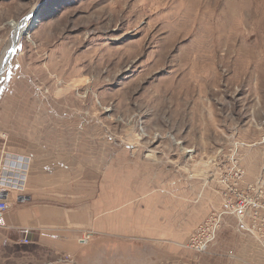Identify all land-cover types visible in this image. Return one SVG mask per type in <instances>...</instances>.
<instances>
[{
    "label": "rangeland",
    "instance_id": "obj_1",
    "mask_svg": "<svg viewBox=\"0 0 264 264\" xmlns=\"http://www.w3.org/2000/svg\"><path fill=\"white\" fill-rule=\"evenodd\" d=\"M31 14L0 79L6 214L54 155V191L150 215L146 263L264 264V0H0V61ZM24 240L9 264L50 262Z\"/></svg>",
    "mask_w": 264,
    "mask_h": 264
},
{
    "label": "crops",
    "instance_id": "obj_2",
    "mask_svg": "<svg viewBox=\"0 0 264 264\" xmlns=\"http://www.w3.org/2000/svg\"><path fill=\"white\" fill-rule=\"evenodd\" d=\"M4 149L14 152L13 148L3 143L0 152ZM53 156L49 155V160L45 162V157L35 156L32 159L33 167L28 182L31 201L26 205L17 204L5 215L6 226L0 227V264H9L10 253L21 250V246H24L21 241L25 238L29 241L25 246L36 249L41 257L49 254L46 256L50 262L46 260L45 264L68 263L64 260L66 255L71 257L70 264H82L88 258L97 259L98 264H122V261L124 264H151V257L147 263L144 261L146 254L143 251V247H154L156 238L150 215L138 212L137 206L132 203L128 204V207L133 206L131 213L118 212L124 204L119 191L111 200H107L106 208L102 199L98 198L100 190L91 200L88 191L83 198L76 195L68 197L63 192L54 191L56 180L53 176L57 160ZM89 178L86 172L87 189ZM125 221L129 223L128 228L121 225ZM90 234L93 239L86 244L81 243ZM179 242L183 243L184 239ZM91 246L90 251L88 248ZM124 247L129 249L130 255L122 254L126 251ZM173 247L176 254H183V251H179L181 247ZM132 253L136 257L133 258Z\"/></svg>",
    "mask_w": 264,
    "mask_h": 264
},
{
    "label": "built area",
    "instance_id": "obj_3",
    "mask_svg": "<svg viewBox=\"0 0 264 264\" xmlns=\"http://www.w3.org/2000/svg\"><path fill=\"white\" fill-rule=\"evenodd\" d=\"M8 158L6 159V161L4 163L5 164V166H4L5 170L3 169L4 172L7 170L6 168H8V165L10 164L8 162ZM1 167L3 168V163L2 162H1ZM27 167H28V163L26 165V168ZM24 178L25 177L23 175L22 179H24ZM8 183H9L8 176H5L4 178L1 179V183H0V187H1V189H0V227H5V214H6L7 210H8V204L6 202V193L4 191V187H6ZM244 210L246 212V207H245V209L243 207H239L236 210V216H238L240 219H243ZM241 229H246V226L242 224ZM210 231L215 236L214 231L212 229H210ZM207 239H210V238H207ZM204 240H206V239H200V238H198V236L195 237V238L193 237L191 242H190V244H189V248L192 251L197 252L199 249H201L204 246ZM24 243H26V244L29 243L26 238L24 240Z\"/></svg>",
    "mask_w": 264,
    "mask_h": 264
},
{
    "label": "bare ground",
    "instance_id": "obj_4",
    "mask_svg": "<svg viewBox=\"0 0 264 264\" xmlns=\"http://www.w3.org/2000/svg\"><path fill=\"white\" fill-rule=\"evenodd\" d=\"M32 16V17H31ZM28 21H22L21 23H17V22H12L11 26L13 28V36H12V44L11 46L8 48V51L4 54L3 59H1L0 61V79L2 74L4 73V71L6 70V68L10 65V62L13 59V55L12 51L17 50V46L22 38V35L25 33V31L27 30V28H29V26L31 27L33 24L36 23V17L35 15H31ZM15 55V54H14ZM182 101V100H181ZM90 240L85 237L82 239V242H84L85 244L87 242H89Z\"/></svg>",
    "mask_w": 264,
    "mask_h": 264
},
{
    "label": "water",
    "instance_id": "obj_5",
    "mask_svg": "<svg viewBox=\"0 0 264 264\" xmlns=\"http://www.w3.org/2000/svg\"><path fill=\"white\" fill-rule=\"evenodd\" d=\"M31 15H32V14H31ZM31 15H29L27 18H25L24 21H28ZM14 54H15V50L12 51V54H11V55L14 56Z\"/></svg>",
    "mask_w": 264,
    "mask_h": 264
}]
</instances>
